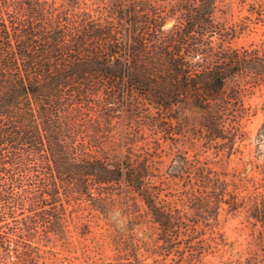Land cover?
Segmentation results:
<instances>
[{"label": "trees", "instance_id": "trees-1", "mask_svg": "<svg viewBox=\"0 0 264 264\" xmlns=\"http://www.w3.org/2000/svg\"><path fill=\"white\" fill-rule=\"evenodd\" d=\"M171 1L0 0V264H93L96 251L86 242L99 249L100 241L92 219L116 208L131 223L158 226L168 244L182 233L176 227H193L200 254L227 245L215 230L224 204L229 212L246 210L264 239V164L256 165V179L217 172L197 157L173 158L169 174L183 182V203L204 211L200 219L175 216L161 199L152 153L135 142L101 141L115 129V85L133 76L143 77L135 79L149 87L141 98L159 110H199L214 139L227 138L230 126L232 148L242 135L250 113L242 92L264 86V50L226 45L238 24L217 20L224 0ZM236 3L264 22V0ZM169 17L176 24L167 32ZM157 62L169 68L159 77L167 85L150 78ZM100 79L110 87L92 88ZM97 95L102 99L92 100ZM137 107L127 118L129 141ZM193 247L188 243L189 252Z\"/></svg>", "mask_w": 264, "mask_h": 264}, {"label": "rangeland", "instance_id": "rangeland-1", "mask_svg": "<svg viewBox=\"0 0 264 264\" xmlns=\"http://www.w3.org/2000/svg\"><path fill=\"white\" fill-rule=\"evenodd\" d=\"M176 1L172 0L171 3ZM230 2L231 0H224L220 6L221 11L217 14L218 21L228 20L230 24H238L236 35L230 37L226 45L238 49L264 50V22L249 11V5L244 7L236 3L232 6ZM175 24L176 18L169 17L164 26L165 31H170ZM123 56L126 57L124 54ZM152 70L154 71L151 72L150 78L157 79L159 85H167L166 80L159 78L162 76L161 72L164 76L167 74L169 70L167 65L157 62ZM133 77L121 78L115 85L121 91L117 103V117L113 122L115 129L106 134L101 141L122 145L135 142L139 146H145V149L152 153L156 161L157 185L162 188L161 199L169 201L165 204L167 210H171L175 216L182 214L198 219L203 211V208L200 212L183 203L180 194L184 191L183 182L174 180L169 174V166L175 157L187 156L191 159L197 157L208 162L217 172L223 174L246 172L250 177L256 176V179H260V175L255 171L258 170L256 165L264 164V86L248 88L242 92V99L250 113L243 118L242 135L232 148L228 139L230 131H233L230 126L229 130L225 131L227 138L214 139L211 136L217 134V131L214 127L210 129L206 127L209 121L202 112L189 105L175 106L168 113L159 110L151 101L141 98V94L149 90L148 86L136 81L138 79L143 81V77ZM149 83L154 84L151 81ZM91 87L102 90L108 89L110 85L106 80L100 79L93 81ZM97 99H102V95L92 97V100ZM132 104H137L138 109L135 114L136 122L131 131L133 141H129L125 138V132L129 127L127 118L132 111ZM174 117H178L179 120ZM155 119L156 121L160 119L163 127L155 125L153 123ZM246 214V210L229 212L228 205L224 204L215 230L224 234L227 245L210 249L207 247L203 254L196 251L198 245L203 246V243L199 242L202 238H191L197 236V233L192 234L193 227L189 226L187 230L186 227L183 229L176 227L182 233L180 236H174L173 243L168 244L163 240L158 226L150 221L137 225L131 223L122 208L114 209L108 218L95 214L91 223L92 237L100 241L99 249L93 240H88L86 244L96 251L91 258L93 264H138L137 255L144 259L146 264H264L262 228L254 226ZM203 216H206L205 213ZM4 226L1 223L0 229H4L2 228ZM197 231L204 232L203 224L197 226ZM209 235L210 231L206 237ZM188 243L194 246L192 252L188 251ZM136 244L140 246L139 251ZM55 250L64 252L58 247ZM77 255L82 257L81 252ZM43 262L44 259L39 260V264ZM46 262L50 263L49 260Z\"/></svg>", "mask_w": 264, "mask_h": 264}]
</instances>
